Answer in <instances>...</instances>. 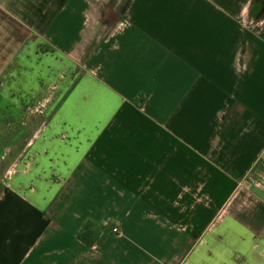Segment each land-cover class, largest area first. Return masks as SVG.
Segmentation results:
<instances>
[{
	"label": "crops",
	"instance_id": "obj_1",
	"mask_svg": "<svg viewBox=\"0 0 264 264\" xmlns=\"http://www.w3.org/2000/svg\"><path fill=\"white\" fill-rule=\"evenodd\" d=\"M0 12V264H264V0Z\"/></svg>",
	"mask_w": 264,
	"mask_h": 264
},
{
	"label": "trees",
	"instance_id": "obj_2",
	"mask_svg": "<svg viewBox=\"0 0 264 264\" xmlns=\"http://www.w3.org/2000/svg\"><path fill=\"white\" fill-rule=\"evenodd\" d=\"M101 234L99 227L95 225L92 221H87L81 231L78 233L77 237L86 246L92 247Z\"/></svg>",
	"mask_w": 264,
	"mask_h": 264
},
{
	"label": "rangeland",
	"instance_id": "obj_3",
	"mask_svg": "<svg viewBox=\"0 0 264 264\" xmlns=\"http://www.w3.org/2000/svg\"><path fill=\"white\" fill-rule=\"evenodd\" d=\"M4 16H5V14H3L2 12H0V19L1 20H4V18H5ZM0 23L2 24L3 22H0ZM0 30H1V28H0Z\"/></svg>",
	"mask_w": 264,
	"mask_h": 264
}]
</instances>
